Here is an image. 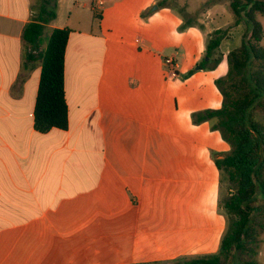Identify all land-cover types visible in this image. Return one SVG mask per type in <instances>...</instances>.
<instances>
[{
	"label": "crops",
	"instance_id": "obj_1",
	"mask_svg": "<svg viewBox=\"0 0 264 264\" xmlns=\"http://www.w3.org/2000/svg\"><path fill=\"white\" fill-rule=\"evenodd\" d=\"M56 1L32 48L23 29L41 0H0V264H171L217 252L227 216L215 160L231 145L192 113L222 105L211 60L227 59L222 45L241 24L222 21L219 0ZM203 5L205 31L185 17ZM231 26L208 66L194 67L209 35ZM55 27L69 29L68 126L41 132V54Z\"/></svg>",
	"mask_w": 264,
	"mask_h": 264
},
{
	"label": "trees",
	"instance_id": "obj_2",
	"mask_svg": "<svg viewBox=\"0 0 264 264\" xmlns=\"http://www.w3.org/2000/svg\"><path fill=\"white\" fill-rule=\"evenodd\" d=\"M157 4L170 5L169 0H159ZM229 6L235 20L233 27L244 22L245 29L241 44L227 54V73L215 79L223 97L222 105L192 113L195 123L209 120L211 127L220 130L231 145L229 153L215 160L229 188L221 198L227 227L217 252L184 256L171 264H259L256 255L259 237L264 231V123L257 119L255 107L264 108V46L261 42L264 29L255 12L264 15V1L230 0ZM56 9V0H41L37 18L23 29V38L29 46L37 48L43 43L46 23L56 17ZM189 23L186 20L183 26ZM231 28H218L209 35L208 57L229 37ZM68 38L69 29L53 28L41 54V77L34 107V125L41 132L68 126L64 88ZM219 60L220 56L213 57L211 67ZM208 62L203 60L200 65L206 67Z\"/></svg>",
	"mask_w": 264,
	"mask_h": 264
},
{
	"label": "rangeland",
	"instance_id": "obj_3",
	"mask_svg": "<svg viewBox=\"0 0 264 264\" xmlns=\"http://www.w3.org/2000/svg\"><path fill=\"white\" fill-rule=\"evenodd\" d=\"M175 1H176V3H179L178 0H175ZM219 1L223 2V3L226 2V5H227L226 13L220 15V18L222 19V21H225L224 20L225 19V15H227L229 13L233 17L234 15H233V13H232V11L230 9V6H229L230 0H219ZM191 2H192V0H191ZM155 5L156 4H154L153 6H150L146 10L145 15L147 17L150 15V12L151 13L153 12L152 9L154 8ZM204 7L205 6L203 5L201 8H199V10L191 12L188 16L185 14V17L189 21H191L192 19H196L197 20V22L194 25L197 26L201 31H205L204 29H206L204 21L207 19V17L204 14V10H205ZM88 8H90V3H89V7ZM186 8H187V6H186ZM97 11H99V10L97 9ZM182 11H184L183 7H182V10H181V13H182ZM255 15H256V18L261 22V24L263 26V29H264V15H262L259 11H256ZM191 23L192 22H190L188 25H190ZM244 29H245L244 22L241 23V28L235 27L233 29L232 38L227 39L226 41H224V43L222 45V49H223V47H225L226 44H228L231 48L239 46L241 44V39H242L241 37H242V33H243ZM207 41H208V38H207ZM261 42H262V45L264 46V35H263V38H262ZM218 55H220V60H219L218 64L213 66L211 69L212 70L215 69L218 77H221V76L225 75L227 73V71H228V62H227V59L225 57L221 56L222 55L221 52L220 53L218 52ZM206 57H207V55L205 53V55L201 58L200 62L195 64L194 67L199 65L203 60H207ZM255 115H256L258 120H260L262 123H264V108L263 107H261L260 105H257L255 107ZM224 186H225V193H224V195H225L226 193L229 192L228 183H227L226 180H224ZM259 238H260L259 248H258L259 252L256 255V259H257L259 264H264V231L261 232Z\"/></svg>",
	"mask_w": 264,
	"mask_h": 264
},
{
	"label": "built area",
	"instance_id": "obj_4",
	"mask_svg": "<svg viewBox=\"0 0 264 264\" xmlns=\"http://www.w3.org/2000/svg\"><path fill=\"white\" fill-rule=\"evenodd\" d=\"M164 65L169 74H175L176 72V60L173 56H167L164 58Z\"/></svg>",
	"mask_w": 264,
	"mask_h": 264
},
{
	"label": "water",
	"instance_id": "obj_5",
	"mask_svg": "<svg viewBox=\"0 0 264 264\" xmlns=\"http://www.w3.org/2000/svg\"><path fill=\"white\" fill-rule=\"evenodd\" d=\"M257 1H264V0H257ZM154 8H157V4L154 6ZM209 57L207 56L206 59H208ZM201 66L198 65L197 68H200Z\"/></svg>",
	"mask_w": 264,
	"mask_h": 264
}]
</instances>
